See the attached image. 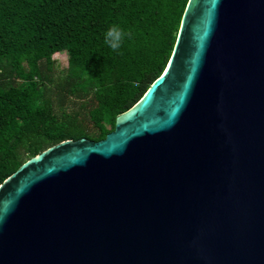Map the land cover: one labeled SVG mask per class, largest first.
<instances>
[{
    "label": "water",
    "instance_id": "water-1",
    "mask_svg": "<svg viewBox=\"0 0 264 264\" xmlns=\"http://www.w3.org/2000/svg\"><path fill=\"white\" fill-rule=\"evenodd\" d=\"M0 264H264V0H188L112 131L10 174Z\"/></svg>",
    "mask_w": 264,
    "mask_h": 264
},
{
    "label": "trees",
    "instance_id": "trees-1",
    "mask_svg": "<svg viewBox=\"0 0 264 264\" xmlns=\"http://www.w3.org/2000/svg\"><path fill=\"white\" fill-rule=\"evenodd\" d=\"M187 2L0 0V184L62 140L112 131L165 69ZM113 23L132 33L119 51L104 43ZM56 52L67 57L57 103L46 94Z\"/></svg>",
    "mask_w": 264,
    "mask_h": 264
},
{
    "label": "rangeland",
    "instance_id": "rangeland-1",
    "mask_svg": "<svg viewBox=\"0 0 264 264\" xmlns=\"http://www.w3.org/2000/svg\"><path fill=\"white\" fill-rule=\"evenodd\" d=\"M52 58L55 60L52 66V70L49 75L51 76V81H46V94L53 99H55V103H57L56 98V85L62 80L66 74L67 69V57L65 53L56 52L52 55ZM5 72L0 67V75L1 77L5 76ZM3 74V75H2ZM8 78V77H6ZM8 80V79H7Z\"/></svg>",
    "mask_w": 264,
    "mask_h": 264
},
{
    "label": "clouds",
    "instance_id": "clouds-1",
    "mask_svg": "<svg viewBox=\"0 0 264 264\" xmlns=\"http://www.w3.org/2000/svg\"><path fill=\"white\" fill-rule=\"evenodd\" d=\"M104 43L113 51H119L126 38L131 39L132 33L120 24H111L103 33Z\"/></svg>",
    "mask_w": 264,
    "mask_h": 264
}]
</instances>
